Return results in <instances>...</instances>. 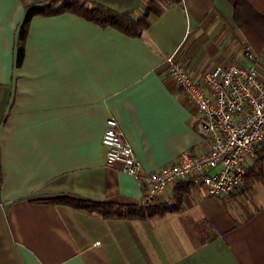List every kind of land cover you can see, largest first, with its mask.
Instances as JSON below:
<instances>
[{
	"label": "crops",
	"instance_id": "1",
	"mask_svg": "<svg viewBox=\"0 0 264 264\" xmlns=\"http://www.w3.org/2000/svg\"><path fill=\"white\" fill-rule=\"evenodd\" d=\"M0 0V264H264V161L221 197L188 181L166 186L167 210L104 218L52 199L142 202L146 184L107 167L101 137L116 119L139 176L203 151L196 109L164 71L176 53L199 74L244 65L235 0H181L129 36L72 12L33 16L16 65L26 4ZM140 17L144 0H87ZM246 175V174H245ZM58 200V199H57Z\"/></svg>",
	"mask_w": 264,
	"mask_h": 264
},
{
	"label": "built area",
	"instance_id": "2",
	"mask_svg": "<svg viewBox=\"0 0 264 264\" xmlns=\"http://www.w3.org/2000/svg\"><path fill=\"white\" fill-rule=\"evenodd\" d=\"M242 55L247 65L227 61L197 75L175 52L164 57V71L196 109L195 130L205 142L203 151L185 150L141 177L133 148L111 116L100 138L104 165L145 182L144 200L161 196L166 186L180 181L203 186L217 198L238 189L254 147L264 141V52L244 44Z\"/></svg>",
	"mask_w": 264,
	"mask_h": 264
},
{
	"label": "trees",
	"instance_id": "3",
	"mask_svg": "<svg viewBox=\"0 0 264 264\" xmlns=\"http://www.w3.org/2000/svg\"><path fill=\"white\" fill-rule=\"evenodd\" d=\"M181 0H144L145 11L140 17H131V11L117 12L102 4L87 0H46L41 3L26 4L24 17L18 26L16 65L22 61L24 54L23 38H25L30 19L35 15H47L60 12H72L85 19L98 24L101 27H112L125 35L139 36L151 21L149 16H159L166 5L180 2ZM234 23L241 30L245 44L256 52H264V0H235L233 16ZM264 161V141L254 147V159L250 165L252 173H261V163ZM247 168V167H246ZM247 176V170L245 171ZM58 199V200H57ZM52 199L63 204L85 208L90 212H96L104 218L127 217L131 219H145L167 210L156 197H150L142 202L132 204H115L103 201H83L74 198Z\"/></svg>",
	"mask_w": 264,
	"mask_h": 264
},
{
	"label": "rangeland",
	"instance_id": "4",
	"mask_svg": "<svg viewBox=\"0 0 264 264\" xmlns=\"http://www.w3.org/2000/svg\"><path fill=\"white\" fill-rule=\"evenodd\" d=\"M262 54V53H261ZM214 172V171H213Z\"/></svg>",
	"mask_w": 264,
	"mask_h": 264
}]
</instances>
